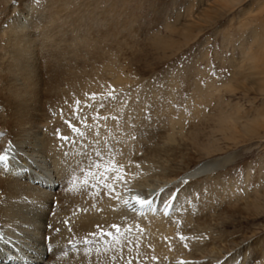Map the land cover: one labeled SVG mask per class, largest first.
<instances>
[{
	"label": "rangeland",
	"instance_id": "rangeland-1",
	"mask_svg": "<svg viewBox=\"0 0 264 264\" xmlns=\"http://www.w3.org/2000/svg\"><path fill=\"white\" fill-rule=\"evenodd\" d=\"M241 2L0 0V28L7 29L12 19L20 20L28 11L54 15L58 36L68 32L67 45H84L81 57H69L81 73L85 65L96 67L110 93L124 90L140 101L123 113L96 111L85 122L75 120V112L65 117L69 128L80 129L76 136L84 138L75 140L81 151L70 159L71 174L50 187L53 195L56 185L57 191L70 192L63 204L53 196L56 221L70 226L68 216L90 209L103 196L125 208L123 195L129 198L140 183L143 188L166 186L160 191L163 197L154 192L149 199H157L163 212L154 213L155 204L151 213L137 211L138 219L128 215L119 223L78 231L62 243V253L74 255L73 263L126 259L132 264L136 257L144 259L145 235L159 236L154 226L162 223L168 227V234L158 237L163 250L146 264H264V0ZM97 53L104 56L98 59L101 63H96ZM63 62L65 69L70 59ZM57 110L46 105V119L55 118ZM103 127L109 139L102 149L97 144L104 136L89 137L85 129ZM228 156L232 160L217 172L189 180L200 183L199 188L185 192L180 208L173 209L185 182L165 185L167 180L201 161ZM167 188L174 191L165 195ZM83 193L88 200L80 197ZM52 242L49 236L45 240L46 245ZM234 256L237 260L229 262Z\"/></svg>",
	"mask_w": 264,
	"mask_h": 264
},
{
	"label": "bare ground",
	"instance_id": "bare-ground-1",
	"mask_svg": "<svg viewBox=\"0 0 264 264\" xmlns=\"http://www.w3.org/2000/svg\"><path fill=\"white\" fill-rule=\"evenodd\" d=\"M231 1L241 2L243 0H226V2ZM27 7L31 10L30 5L27 4ZM40 20H43L46 25L40 23ZM57 20L54 15L47 17L43 13L35 14L28 11L22 19H12L7 29L0 28V133H2L0 135V155H7L8 157L7 160L0 161V264H75L74 261H71L74 255L62 253V243L69 241L78 231H92L99 225L108 226L113 221L119 223L128 215L136 218L135 216L139 210L144 213H151L157 199L150 200L151 202H149V199L155 195L154 192H158L156 195L159 196L162 188L166 187L160 186L157 188L156 186V189H153L157 184L152 183L153 185L149 184L143 188V184L140 183V187H137V190L130 194L131 197L130 195H128L129 198L127 195H123L125 208L121 206V203L118 205L116 199L107 195L108 197L103 196L102 200L99 199V203L91 205L90 209L79 214L77 212V215L74 212L72 213L74 216H68L66 220L69 221L68 225L70 226H63L62 223L59 224L56 221L57 216L54 214L57 202L53 199V196L58 195L59 203L63 204L67 202L70 192H67V190L64 192L63 190L56 191L53 195L50 187L54 185L57 179H63L64 177L67 179L70 173V159L73 156L78 158L79 151H81V148L76 147L77 141L75 145V140L79 141L82 138L81 134L76 136L80 129L67 126L66 119H69L67 118L68 115H73L75 112L77 119L76 117L74 119L85 122L94 118L96 111L115 109L123 113L132 110L131 107L139 105L140 102L138 101L139 98L129 97L124 90L117 89V93H110L111 89L106 85L104 75H96V67L85 65V67H82L85 74L81 73L83 69L80 70L78 68L80 65H76V60L74 62L69 57L72 55H74L72 56L73 59L76 55L78 58L81 57L82 51L80 48L84 45L79 44L81 46L79 48L76 47L77 45H67L65 41L68 32L64 33L63 37L62 32L58 36L60 30L58 31L55 26ZM47 21L49 24H47ZM75 22L77 21L73 20L71 24L74 25ZM40 27L41 30L39 31L38 28ZM54 28L57 29L54 31ZM75 30H79V27H76ZM79 37L82 39V36L77 33L76 38ZM87 44L92 45L93 43ZM96 55L97 61L104 58L100 53ZM92 56L95 57L93 54ZM68 59H70V63L64 69L63 61L68 62ZM97 61L96 63H101V61ZM106 61L104 59V62ZM61 70L62 74L56 76V73ZM47 76L49 80H47ZM60 82L65 85V89L61 88ZM77 85L79 89H77ZM94 89L95 91H93ZM66 96H69V98ZM45 99L47 100L45 101ZM46 105L59 107L60 111H53L56 112L55 118L48 117L46 119ZM73 123L74 121L69 124ZM85 131L89 137L103 135L105 139L99 141L97 147L105 148L106 140L109 139L106 128H87ZM63 137L67 139H63ZM124 139L122 140L124 143L125 141L128 142L127 139ZM66 153L68 154L66 155ZM231 160L232 156L207 159L197 163L191 170L183 174H177L175 178L171 177L165 183L163 182L165 185L180 180L185 182L182 196L177 195L178 198L174 200L176 204L174 203L173 209L180 208V204L184 201L185 192L191 194L199 188L200 183L190 184L189 180L194 181L217 172ZM77 162L74 163L77 164ZM172 191L174 190L167 188L163 194L169 195ZM109 192L111 193V191ZM86 195L83 193L80 197L88 200ZM160 197L163 196L160 194ZM141 200L148 201V203L141 204ZM77 202L79 203V201ZM158 205L156 204L154 213H161L162 207H160V204ZM182 207H185V205ZM154 228L156 229L154 232L157 233L158 231L159 236L167 233V229L164 226L162 227V223L155 224ZM48 236L53 242L46 245L45 240ZM159 236L148 238L145 235V242L148 243L145 244V250L147 251L145 258L136 257L133 259L132 264H146L145 261L150 263L162 252L163 247L158 240ZM88 247L83 248L84 252ZM235 260H237V256L230 258L228 261ZM94 262L95 260L92 259L90 262L84 263L94 264ZM176 262L171 264H177L179 260ZM105 264L129 263L126 262V259H109ZM164 264L169 263L164 261Z\"/></svg>",
	"mask_w": 264,
	"mask_h": 264
},
{
	"label": "snow or ice",
	"instance_id": "snow-or-ice-1",
	"mask_svg": "<svg viewBox=\"0 0 264 264\" xmlns=\"http://www.w3.org/2000/svg\"><path fill=\"white\" fill-rule=\"evenodd\" d=\"M93 95H95V94H93ZM77 103H79V102H77ZM0 135H2V133H0ZM63 139H67L66 137H63ZM7 155H0V161H5V160H7ZM120 179H122V177H120ZM140 203L141 204H144V203H148V201H145V200H141L140 201ZM113 227H119V226H117V225H113ZM182 239H184V237H181Z\"/></svg>",
	"mask_w": 264,
	"mask_h": 264
}]
</instances>
